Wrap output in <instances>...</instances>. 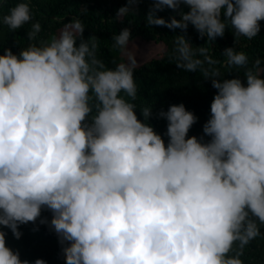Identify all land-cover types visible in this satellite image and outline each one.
I'll list each match as a JSON object with an SVG mask.
<instances>
[{
    "label": "clouds",
    "instance_id": "9594fccd",
    "mask_svg": "<svg viewBox=\"0 0 264 264\" xmlns=\"http://www.w3.org/2000/svg\"><path fill=\"white\" fill-rule=\"evenodd\" d=\"M141 2L126 0L116 16ZM150 3L149 26L180 29L177 68H199L216 89L202 126L209 139L188 135L197 117L180 103L156 114L167 121L165 142L147 123L152 101L136 86L134 56L106 66L79 18L18 54L0 43V264H30L7 245L4 228L19 239V225L35 223L42 209L52 213L66 264H261L264 71L256 70L259 60L247 67L245 53L226 47L225 67L244 68V81L221 79L203 67L217 61L206 48L194 51L184 33L191 24L215 41L230 27L234 37L251 39L264 0ZM29 4L17 2L0 24L23 27ZM166 7L178 18L157 14ZM40 31L32 23L28 40ZM130 37L122 28L113 46L125 49Z\"/></svg>",
    "mask_w": 264,
    "mask_h": 264
},
{
    "label": "trees",
    "instance_id": "16d2710c",
    "mask_svg": "<svg viewBox=\"0 0 264 264\" xmlns=\"http://www.w3.org/2000/svg\"><path fill=\"white\" fill-rule=\"evenodd\" d=\"M17 2L20 0H0V16L8 14L9 9ZM125 4L126 0H30L31 20L17 30H10L7 25L0 24V43L3 48H10L13 53L18 54L20 49L27 47L29 43H39L58 35L64 25L73 18H79L83 22L85 39L92 35L97 37V58L104 61L108 67H114L112 61L127 63L128 54L134 56L130 47L137 43L143 46V52L134 56L137 61L133 70L134 80L140 91L146 94L143 99L152 101V118L147 123H150L167 142V121L156 114L161 109L167 111L165 108L169 105L183 103L185 108L197 117L188 135L203 137L207 141L209 137L204 136L202 126L210 116V103L216 89L211 86L209 79L203 78L199 68L195 72L177 68L173 50L180 29L149 26L145 15L151 7L150 0H143L131 6L135 11L116 16L117 10ZM184 10L187 11V8L184 7ZM157 14L166 20L170 16L178 18V13L167 7ZM36 22L40 23L41 31L35 41H29L27 32L31 30L32 23ZM260 25L259 33L251 39L244 36L234 37L233 30L229 27L223 37L208 41L207 37L201 38L191 24L184 35L194 51L198 47L206 48L208 56L217 61L215 65L205 64L204 68L210 72L218 70L221 79L238 75L243 82L245 69L225 67L227 57L222 53L226 47H233L247 55V67H254L255 61L259 60L260 65L256 70L264 71V20L260 21ZM125 27L131 32L128 45L125 49L114 47L112 36ZM195 58L204 59L198 51ZM51 215L49 210L42 209L41 216L35 223L19 225V239L14 238L11 231L4 228L7 245L18 251L22 260L27 259L32 264L35 259L40 258L45 262L51 260L50 264H66L61 251L62 245L50 225ZM41 219L47 222L41 223ZM259 261L264 264V246L260 250Z\"/></svg>",
    "mask_w": 264,
    "mask_h": 264
},
{
    "label": "rangeland",
    "instance_id": "374dc122",
    "mask_svg": "<svg viewBox=\"0 0 264 264\" xmlns=\"http://www.w3.org/2000/svg\"><path fill=\"white\" fill-rule=\"evenodd\" d=\"M140 43V42H139ZM142 45V44H141ZM143 47V46H142ZM142 47L139 46V44H134L133 46H131L130 48L133 50L134 52V56H139L138 53L143 52ZM144 49V48H143Z\"/></svg>",
    "mask_w": 264,
    "mask_h": 264
}]
</instances>
